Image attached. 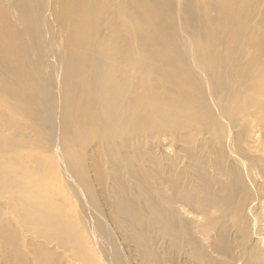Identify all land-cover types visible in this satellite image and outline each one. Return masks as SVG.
Listing matches in <instances>:
<instances>
[{
  "label": "bare ground",
  "instance_id": "1",
  "mask_svg": "<svg viewBox=\"0 0 264 264\" xmlns=\"http://www.w3.org/2000/svg\"><path fill=\"white\" fill-rule=\"evenodd\" d=\"M0 264H264V0H0Z\"/></svg>",
  "mask_w": 264,
  "mask_h": 264
}]
</instances>
